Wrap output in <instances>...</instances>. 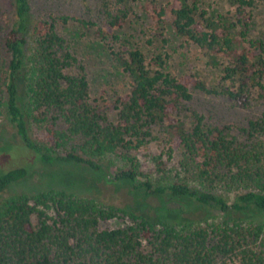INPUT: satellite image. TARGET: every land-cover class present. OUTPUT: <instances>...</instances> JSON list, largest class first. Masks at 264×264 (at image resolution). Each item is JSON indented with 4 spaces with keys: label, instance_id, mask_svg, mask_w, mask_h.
Segmentation results:
<instances>
[{
    "label": "trees",
    "instance_id": "trees-1",
    "mask_svg": "<svg viewBox=\"0 0 264 264\" xmlns=\"http://www.w3.org/2000/svg\"><path fill=\"white\" fill-rule=\"evenodd\" d=\"M225 1L231 12L215 18L199 11L196 0L144 4L151 40H162L169 26L203 50L218 77L206 83L195 75L175 76L160 54L147 60L121 40L110 53L128 89L113 98L111 122L89 101L82 71H71L75 58L55 28L68 17L29 22V0H12L13 21L0 39V117L13 125L20 147L36 161L81 164L100 175L102 159L119 153L123 163L110 179L102 175L105 181L187 202L204 214L197 220L152 219L53 188L2 197L35 162L11 167L0 170V264H264V223L253 219L264 213V117L237 128L209 123L193 110L186 121L181 117L191 90L240 107L264 101V43L246 34L245 10L254 0ZM130 11L128 0H102L103 21L92 34L103 44L116 40L113 31ZM32 125L45 133L40 144L29 137ZM154 127L162 146L150 160L165 180L156 185L136 181L134 157L157 139ZM73 139L77 144L64 149ZM205 208L222 217L209 218ZM122 215L128 218L123 226L99 225Z\"/></svg>",
    "mask_w": 264,
    "mask_h": 264
},
{
    "label": "rangeland",
    "instance_id": "rangeland-1",
    "mask_svg": "<svg viewBox=\"0 0 264 264\" xmlns=\"http://www.w3.org/2000/svg\"><path fill=\"white\" fill-rule=\"evenodd\" d=\"M131 13L125 22L113 33L116 40H109L106 44L99 41L93 34V28L101 25L103 21L102 0H29V22L37 18L67 16L65 21L56 23V33L68 47L75 61L72 72L81 70L87 82V95L89 101L107 121H116V111L113 109V98L128 89L127 79L120 67L114 61L110 50L116 48L121 40H126L135 45L148 60L154 54H160L164 59V69L175 76L195 75L196 78L211 82L218 77V71L206 63L203 50L197 49L184 38L173 33L166 26L162 40L149 38V18L144 9V4L149 0H128ZM164 2L165 0H159ZM197 9L205 11V15L215 18L217 15H226L231 8L225 0H196ZM250 18L247 25V37L261 40L264 43V0H254L253 6L245 10ZM90 21L93 26L84 27L79 20ZM13 21L12 0H0V39ZM28 38V37H27ZM0 55L3 49L0 47ZM181 117L187 120L186 114L191 110L202 116L205 121L222 125L227 124L237 128L246 124L247 120L264 117V101H250L246 107L236 106L226 97L216 94L198 93L191 90V98L185 103ZM179 115V116H180ZM156 140L151 141L145 148L137 149L134 157L137 159L139 175L138 182H151L161 184L165 180L156 166L150 160L151 155L160 153L162 144L159 142L158 129L152 130ZM236 133L235 130H233ZM29 137L40 144L45 139V133L40 128L32 125L29 127ZM77 144L73 139L63 146L64 149ZM21 140L16 135L13 125L5 116L0 117V170L16 166H33L30 173L20 181L11 184L1 196L12 193H34L49 188L61 189L80 197L93 198L106 204L143 215L156 217L197 220L204 214L190 203L169 200L162 195H144L134 189L130 184L122 181L108 182L102 177L110 179L117 167L122 165V160L116 155L106 156L102 159L103 172L100 175L94 170L81 164L61 161L41 162L36 161L29 151H24L20 146ZM163 156L160 155V158ZM209 218L222 217L221 214L205 208ZM258 223H264V213L256 214L253 218ZM128 223L124 215L99 222L100 227L115 228Z\"/></svg>",
    "mask_w": 264,
    "mask_h": 264
}]
</instances>
